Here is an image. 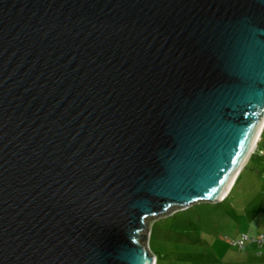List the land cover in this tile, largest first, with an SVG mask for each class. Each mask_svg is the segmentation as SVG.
Listing matches in <instances>:
<instances>
[{"label":"water","instance_id":"water-1","mask_svg":"<svg viewBox=\"0 0 264 264\" xmlns=\"http://www.w3.org/2000/svg\"><path fill=\"white\" fill-rule=\"evenodd\" d=\"M263 128L264 0H0V264H154Z\"/></svg>","mask_w":264,"mask_h":264},{"label":"rangeland","instance_id":"rangeland-1","mask_svg":"<svg viewBox=\"0 0 264 264\" xmlns=\"http://www.w3.org/2000/svg\"><path fill=\"white\" fill-rule=\"evenodd\" d=\"M264 128L225 197L153 220L146 248L154 264H264ZM246 236L243 248L233 242Z\"/></svg>","mask_w":264,"mask_h":264},{"label":"built area","instance_id":"built-area-1","mask_svg":"<svg viewBox=\"0 0 264 264\" xmlns=\"http://www.w3.org/2000/svg\"><path fill=\"white\" fill-rule=\"evenodd\" d=\"M249 241V239L246 236H243L241 239L239 238L237 241L233 242L234 245H237L239 248H243L244 243ZM252 242H255L259 247L262 246L264 243V236L260 235L258 239H252Z\"/></svg>","mask_w":264,"mask_h":264},{"label":"bare ground","instance_id":"bare-ground-1","mask_svg":"<svg viewBox=\"0 0 264 264\" xmlns=\"http://www.w3.org/2000/svg\"><path fill=\"white\" fill-rule=\"evenodd\" d=\"M262 130H263V129H262ZM260 131H261V130H260ZM261 133H262V131L259 132L260 135H261ZM259 134H258V136H257V139H256V141H255V144L253 145L252 149H251L250 152L248 153V155H247L245 161L243 162V164H245V162L247 161L249 154H251L252 152H254V150H255V148H256V144H257L258 140L260 139V135H259ZM243 164H242V165H243ZM241 167H242V166H241ZM240 169H241V168H240ZM239 171H240V170H239ZM239 171H238V173H239ZM238 173H237V174H238ZM236 176H237V175H236ZM236 176H235V178H236ZM235 178H234V179H235ZM233 181H234V180H233ZM232 184H233V182H232ZM232 184H231V185H232ZM230 187H231V186H230ZM230 187H229V188H230ZM228 190H229V189H228ZM226 194H227V193H226ZM226 194H225V195H226ZM224 197H225V196H224ZM224 197H223V198H224ZM223 198H222V199H223ZM222 199H221V200H222Z\"/></svg>","mask_w":264,"mask_h":264},{"label":"crops","instance_id":"crops-1","mask_svg":"<svg viewBox=\"0 0 264 264\" xmlns=\"http://www.w3.org/2000/svg\"><path fill=\"white\" fill-rule=\"evenodd\" d=\"M264 236V235H263Z\"/></svg>","mask_w":264,"mask_h":264}]
</instances>
